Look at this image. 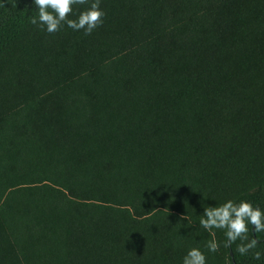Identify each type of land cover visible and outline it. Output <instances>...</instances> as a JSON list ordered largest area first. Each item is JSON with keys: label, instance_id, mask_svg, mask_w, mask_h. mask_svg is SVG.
Instances as JSON below:
<instances>
[{"label": "trees", "instance_id": "1", "mask_svg": "<svg viewBox=\"0 0 264 264\" xmlns=\"http://www.w3.org/2000/svg\"><path fill=\"white\" fill-rule=\"evenodd\" d=\"M6 2L0 264H264L199 223L264 210V0H100L91 35Z\"/></svg>", "mask_w": 264, "mask_h": 264}, {"label": "clouds", "instance_id": "2", "mask_svg": "<svg viewBox=\"0 0 264 264\" xmlns=\"http://www.w3.org/2000/svg\"><path fill=\"white\" fill-rule=\"evenodd\" d=\"M88 3L89 0H33L37 16L31 17L30 23L49 34L60 31L66 24L73 31H83L84 35H91L103 24L105 12L100 8V0H92L77 19H69L74 5ZM0 7H5V3H0ZM199 223L208 231L223 230L226 237L223 245L225 248L230 249L239 241L236 252L241 256L251 254L255 261L264 258V241L256 238L257 233H264V210L259 206L254 207L252 203L243 200L236 203L229 199L220 206L205 207ZM212 234L215 235L214 232ZM206 247L208 251L215 253L219 251L220 244L213 239ZM182 264H207L206 256L199 248H192L183 258Z\"/></svg>", "mask_w": 264, "mask_h": 264}, {"label": "water", "instance_id": "3", "mask_svg": "<svg viewBox=\"0 0 264 264\" xmlns=\"http://www.w3.org/2000/svg\"><path fill=\"white\" fill-rule=\"evenodd\" d=\"M229 256H231V253L229 252Z\"/></svg>", "mask_w": 264, "mask_h": 264}]
</instances>
